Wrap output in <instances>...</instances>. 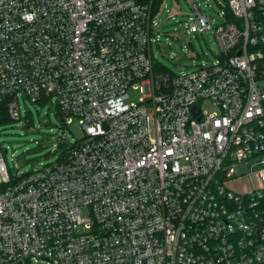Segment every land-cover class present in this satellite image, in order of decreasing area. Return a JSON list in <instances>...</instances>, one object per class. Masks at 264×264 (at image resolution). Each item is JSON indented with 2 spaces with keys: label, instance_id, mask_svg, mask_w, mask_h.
I'll use <instances>...</instances> for the list:
<instances>
[{
  "label": "built area",
  "instance_id": "built-area-1",
  "mask_svg": "<svg viewBox=\"0 0 264 264\" xmlns=\"http://www.w3.org/2000/svg\"><path fill=\"white\" fill-rule=\"evenodd\" d=\"M215 3L219 59L175 75L158 0H0V108L51 101L84 132L16 179L0 150V264H264V0Z\"/></svg>",
  "mask_w": 264,
  "mask_h": 264
},
{
  "label": "rangeland",
  "instance_id": "rangeland-1",
  "mask_svg": "<svg viewBox=\"0 0 264 264\" xmlns=\"http://www.w3.org/2000/svg\"><path fill=\"white\" fill-rule=\"evenodd\" d=\"M194 6L210 17L211 29L204 33L188 31V23L195 15ZM222 11L215 0H160L156 16L159 25L156 36L160 42H153L151 47L157 70L179 75L216 62L221 55V47L215 29L223 22ZM189 43L193 44L194 51ZM129 93L130 102H138L140 91L130 89ZM18 97L20 120L0 124V150L11 179L55 164L64 152L84 137L79 121L74 119L68 124L51 101L37 104L24 95ZM246 173L250 175L249 168ZM258 184V178L254 176H245L238 181V186L245 193ZM82 216H87L85 209Z\"/></svg>",
  "mask_w": 264,
  "mask_h": 264
},
{
  "label": "trees",
  "instance_id": "trees-1",
  "mask_svg": "<svg viewBox=\"0 0 264 264\" xmlns=\"http://www.w3.org/2000/svg\"><path fill=\"white\" fill-rule=\"evenodd\" d=\"M160 3V0H158V4ZM12 121L10 117L7 114V111L4 108H0V124H5ZM69 150V149H68ZM67 150V151H68ZM66 151V152H67ZM64 152V154L66 153ZM64 154L62 155L64 157ZM62 159V158H61Z\"/></svg>",
  "mask_w": 264,
  "mask_h": 264
},
{
  "label": "water",
  "instance_id": "water-1",
  "mask_svg": "<svg viewBox=\"0 0 264 264\" xmlns=\"http://www.w3.org/2000/svg\"><path fill=\"white\" fill-rule=\"evenodd\" d=\"M189 47H190L191 50H194V47H193L192 43H189ZM5 153H7V150H5Z\"/></svg>",
  "mask_w": 264,
  "mask_h": 264
}]
</instances>
